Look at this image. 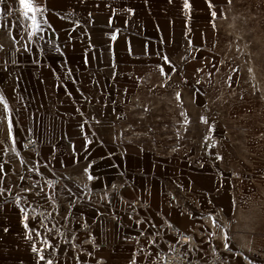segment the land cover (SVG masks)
I'll return each mask as SVG.
<instances>
[{"label":"rangeland","instance_id":"1","mask_svg":"<svg viewBox=\"0 0 264 264\" xmlns=\"http://www.w3.org/2000/svg\"><path fill=\"white\" fill-rule=\"evenodd\" d=\"M12 4L0 25L15 23L1 18ZM187 4L84 0L70 7L69 33L15 39L67 78L68 100L41 117L49 139H68L78 158L146 147L174 205L209 217L218 246L264 264V0ZM95 11L104 27L88 18ZM11 39L0 34L5 59ZM21 102L0 132V181L34 151L23 138L35 137L29 118L40 101Z\"/></svg>","mask_w":264,"mask_h":264},{"label":"crops","instance_id":"2","mask_svg":"<svg viewBox=\"0 0 264 264\" xmlns=\"http://www.w3.org/2000/svg\"><path fill=\"white\" fill-rule=\"evenodd\" d=\"M81 1L32 0L38 9L35 13L25 15L24 9L14 24L0 25V34L7 30L13 38L6 46V59L0 47V96L4 99L0 132L5 116L17 112L21 101L32 98L41 103L39 112L30 113L29 118V131L36 137L30 135L35 141L33 154L25 158L23 168L6 173L0 181V264L141 262L168 247L167 241L173 238L169 226L189 234L186 247L192 254L206 257L220 249L227 264H246L243 255L218 246L209 217L199 219L172 203V189L167 181L159 186L164 179L146 147L78 158L70 152L68 139H49V122L41 117L54 115V102L59 106L68 100L67 78L59 77L53 65L38 63L35 49L15 35L33 33V14L38 25L34 36L69 33L78 15L70 7ZM7 2L20 5L19 0H0V11ZM87 16L94 28L105 26L98 24L106 18L101 12ZM54 145L60 149L52 150ZM131 198L146 199L149 206L132 212Z\"/></svg>","mask_w":264,"mask_h":264},{"label":"built area","instance_id":"3","mask_svg":"<svg viewBox=\"0 0 264 264\" xmlns=\"http://www.w3.org/2000/svg\"><path fill=\"white\" fill-rule=\"evenodd\" d=\"M23 11L24 8L21 5L12 4L1 14V17L15 21ZM34 145L35 141L32 137L25 136L23 138V146L26 149H32ZM53 182L57 184V176L53 177ZM130 204L132 205L131 211L136 212L139 206L148 207L149 201L131 198ZM168 232L173 238L167 241L168 247L166 249L158 250L152 258L144 259L141 262L131 259L126 264H227L222 250L213 249L206 257H201L192 254L186 247V243L189 241L188 233L180 231L174 226H169Z\"/></svg>","mask_w":264,"mask_h":264},{"label":"snow or ice","instance_id":"4","mask_svg":"<svg viewBox=\"0 0 264 264\" xmlns=\"http://www.w3.org/2000/svg\"><path fill=\"white\" fill-rule=\"evenodd\" d=\"M19 3L20 5L25 9V15L28 14V12H32V13H35L38 9L34 8L33 7V4H32V0H19ZM185 7L187 8L188 7V4H187V0H185ZM215 15V14H214ZM32 20H33V25H34V31L33 33H30V35H33L35 33V28L38 27V25L36 24V17H35V14H33V16L31 17ZM114 38V37H113ZM179 96V94H177ZM4 102V99H3V96H0V103H3ZM5 108L7 109L8 105L5 103ZM9 130L11 132V124L9 125ZM92 177L89 176V179H91ZM35 251V249H34ZM41 259H43V257H41ZM49 264H51V261H49Z\"/></svg>","mask_w":264,"mask_h":264}]
</instances>
